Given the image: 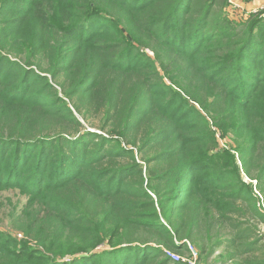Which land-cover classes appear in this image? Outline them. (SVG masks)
Returning a JSON list of instances; mask_svg holds the SVG:
<instances>
[{
    "label": "trees",
    "instance_id": "1",
    "mask_svg": "<svg viewBox=\"0 0 264 264\" xmlns=\"http://www.w3.org/2000/svg\"><path fill=\"white\" fill-rule=\"evenodd\" d=\"M226 2L0 0V264H264V18Z\"/></svg>",
    "mask_w": 264,
    "mask_h": 264
},
{
    "label": "rangeland",
    "instance_id": "2",
    "mask_svg": "<svg viewBox=\"0 0 264 264\" xmlns=\"http://www.w3.org/2000/svg\"><path fill=\"white\" fill-rule=\"evenodd\" d=\"M217 1L220 2V3L222 2V0H217ZM256 1L257 0H255V1L254 0L253 1L252 0H250V1L238 0V2L240 4H242V5L243 4L244 5H246V4L251 5L252 4V6H253V4L260 5V4L264 3V0H260V1H257V2ZM252 8H254V7H252ZM226 9L229 10L228 2H226ZM247 13H248V10L245 9L242 12V14H239L238 16H235V17L233 16L232 18L237 20V21L241 20V19L246 20L252 14H255L258 17H260V13L259 12L258 13L257 12H252V13H248V14ZM147 51H148V53L150 55H152V57L154 56V52H152L150 50H147ZM183 66H184V64L181 62V67H183ZM183 76L180 77L181 78L180 80H182V81H183V79H182ZM57 83H58V81H57ZM54 85L58 89L57 92H58L59 96L64 97L65 94L63 93L61 88L58 85H56V83H54ZM80 119H81L82 123L84 124L85 128H87V129H89L91 131L98 132V133L103 134V135L106 133V132H103V130H101L102 115H99L98 113H94V114L89 115L87 117V119H85V118L83 119L81 117H80ZM217 136L219 138L220 145L221 146L225 145V141L220 138V134H218ZM245 180L250 181L247 177H245ZM254 183H255V181H254ZM254 191L259 196V193L257 192V189H254ZM2 200L5 201V206L0 210V223H1L0 229H4L5 231L8 230V229L10 231H14V229H15L14 228L15 226L13 225L14 219L9 216V211L12 210V205H19V209H20V207L25 203L26 197L25 196H20L16 192H13V191H7V192H5L3 194ZM260 229L264 230L263 228H260ZM189 243L192 244L196 249H198V245L196 244L195 240H190ZM169 251L178 253L181 256V258H188V256H189V251H176V250H173V249H169ZM220 251L221 250H219L214 256H212L210 258V262H208V263L202 262V263L203 264H214L212 262V260L214 259V257L219 255ZM215 264H223V263L219 262V263H215Z\"/></svg>",
    "mask_w": 264,
    "mask_h": 264
},
{
    "label": "built area",
    "instance_id": "3",
    "mask_svg": "<svg viewBox=\"0 0 264 264\" xmlns=\"http://www.w3.org/2000/svg\"><path fill=\"white\" fill-rule=\"evenodd\" d=\"M228 6H229L228 12L230 13V15L234 17L238 16L239 14H242V12L244 11L238 0H228ZM252 7L254 8L248 10V13L259 12L260 16L264 18V3L260 5L253 4ZM187 244L189 251L188 258H181V256L178 253L170 252L169 249H165V254L166 255L168 254L167 256L172 260V262L182 261L186 264H203L199 260V250L196 249L192 244H190L189 241L187 242Z\"/></svg>",
    "mask_w": 264,
    "mask_h": 264
},
{
    "label": "crops",
    "instance_id": "4",
    "mask_svg": "<svg viewBox=\"0 0 264 264\" xmlns=\"http://www.w3.org/2000/svg\"><path fill=\"white\" fill-rule=\"evenodd\" d=\"M254 1H255V0H254ZM257 1H260V0H257ZM257 1H256V2H257ZM241 6H242L243 10H245V9L250 10V9L252 8V4H251V5H249V4H246V5L243 4V5H242V4H241ZM244 6H245V7H244Z\"/></svg>",
    "mask_w": 264,
    "mask_h": 264
}]
</instances>
